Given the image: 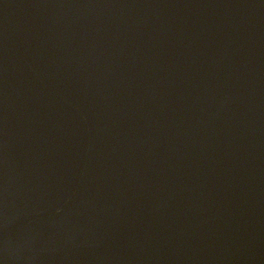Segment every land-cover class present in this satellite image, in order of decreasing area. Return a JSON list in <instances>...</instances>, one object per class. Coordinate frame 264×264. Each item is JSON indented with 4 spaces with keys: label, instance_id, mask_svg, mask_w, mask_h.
Masks as SVG:
<instances>
[{
    "label": "water",
    "instance_id": "water-1",
    "mask_svg": "<svg viewBox=\"0 0 264 264\" xmlns=\"http://www.w3.org/2000/svg\"><path fill=\"white\" fill-rule=\"evenodd\" d=\"M0 264H264V0H0Z\"/></svg>",
    "mask_w": 264,
    "mask_h": 264
}]
</instances>
